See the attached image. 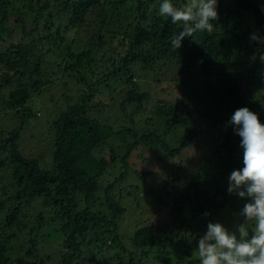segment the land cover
Here are the masks:
<instances>
[{
	"label": "trees",
	"instance_id": "16d2710c",
	"mask_svg": "<svg viewBox=\"0 0 264 264\" xmlns=\"http://www.w3.org/2000/svg\"><path fill=\"white\" fill-rule=\"evenodd\" d=\"M161 3L0 0V115L20 121L0 139V170L9 175L0 186V264H144L152 254L156 264H199L207 224L233 230L241 219L247 201L227 188L243 167V149L228 121L247 107L264 123V65L249 62L264 51L249 39L264 36V0H218L216 30L185 37L177 50L170 38L181 25L159 16ZM60 74L79 90L50 115L47 164L26 157L19 141L40 115L35 98L57 87ZM173 74L181 85L164 88ZM151 77L153 91L145 89ZM117 87L121 100L105 116L99 96ZM200 141L203 153L190 169L185 153ZM137 153L164 163L160 179L134 169ZM134 201L155 215L128 246L120 224ZM49 240L61 250L56 262L42 254Z\"/></svg>",
	"mask_w": 264,
	"mask_h": 264
},
{
	"label": "clouds",
	"instance_id": "9594fccd",
	"mask_svg": "<svg viewBox=\"0 0 264 264\" xmlns=\"http://www.w3.org/2000/svg\"><path fill=\"white\" fill-rule=\"evenodd\" d=\"M264 12V5L261 7ZM159 16L180 24L181 30L170 38L174 50L179 49L185 37L197 32L213 33L219 26L218 0H186L175 5L162 0ZM250 41L264 46V36L254 32ZM257 58L264 65V51L257 49L249 58ZM264 79V71L261 72ZM228 124L240 137L243 149V167L233 170L228 177L227 192L247 202L238 213L233 230L221 222H209L198 240L196 254L199 264H264V123L259 115L247 107L235 110ZM205 217L209 213L203 214Z\"/></svg>",
	"mask_w": 264,
	"mask_h": 264
},
{
	"label": "rangeland",
	"instance_id": "374dc122",
	"mask_svg": "<svg viewBox=\"0 0 264 264\" xmlns=\"http://www.w3.org/2000/svg\"><path fill=\"white\" fill-rule=\"evenodd\" d=\"M59 78H62L63 81L61 82L56 81V83H58L57 87L55 88L52 87L48 89L46 93L43 94L40 98H35V103L36 104L39 103L40 115L38 113L39 116L37 120H35L32 127L30 128L27 127L25 129L19 141V146L21 148V151L26 157L39 158V156L40 157L43 156L47 164L48 162H51L52 153L54 150V138H52V142H51V139H50L51 135H50L49 128H48V122H49V119L51 118L50 115L54 117L57 110L65 106L66 97L64 94L71 96L73 98H76L78 96V90H79V87L77 86L75 81L71 79L69 76L60 74L58 75V79ZM140 79L141 78L137 76L136 80L141 81ZM155 79L151 77L150 81H152V84H151L152 86L151 88H149V86L145 85V89L152 90V91L153 89H156ZM180 79L181 78L179 75L173 74L169 76L168 79L167 78L165 79L163 86L165 88V85H168L169 88L177 89V86L181 85ZM171 82H172V85L170 84ZM64 84H67L66 89L64 88ZM122 87H117V88H114L113 90L107 89L102 94V96L101 95L99 96L101 97L99 100L103 101L105 104H107V106H109V110L106 111L105 116H108L109 114H111L110 110L113 108V106L119 104L121 97H122L120 95L121 89H123ZM157 89L160 90L162 89V87H159ZM155 103L156 101L152 99V103H149L147 107L151 110V108H153ZM19 123L20 121L15 119L13 115L1 113L0 115V139L7 137L8 132L18 127ZM187 123L191 128H194L196 126V122L194 118H189V120H187ZM200 145H201V141L197 144L196 148L194 147L193 149H190L185 153V158L187 160V164L189 165L190 169L193 168L194 163L203 153L202 150H199ZM103 150L106 153L108 152V149L106 148H103ZM151 157L153 159H151ZM151 157L148 161H142L141 153H137L135 155V158L137 159V161H135L136 164L134 165V169L138 171H146V172L150 171V173L153 174L151 179H154L156 177L160 179V168L164 165V163L161 161L155 160L153 156ZM42 165L44 167H47L44 161L42 162ZM8 179H9L8 171L5 167H3L2 170H0V186L5 185ZM112 181H113V177H110V176H108L105 179L106 183L107 182L111 183ZM133 182L136 183L135 181ZM131 183L132 182L128 181L126 184H124L122 188H120L124 195H127V191L125 190L124 187L125 186L129 187ZM141 189L144 191H147V188H144L143 186L141 187ZM143 193L144 192H141L140 195H143ZM130 198L129 197L126 198L127 201H129ZM141 204L142 203L138 205L137 201L132 202L131 205H129V210L126 216H124L123 219L121 220V224H120L121 235H123L124 241L126 242L128 246H130L129 242L132 239L131 237L134 234V231L145 223H148V224L151 223L152 221L150 218H152L155 215L150 212H148L147 214H143L145 212ZM149 206L152 208L153 207L155 208V205L152 203V201ZM156 217H159V216H156ZM162 220H164V218H162ZM42 254L43 255L53 254L54 260L56 262L61 257V250L59 248V245H55L53 242L49 240L48 243H46V246L43 248ZM116 255L118 256V254ZM157 262L158 261L156 259L155 254H152L150 259L144 264H156Z\"/></svg>",
	"mask_w": 264,
	"mask_h": 264
}]
</instances>
